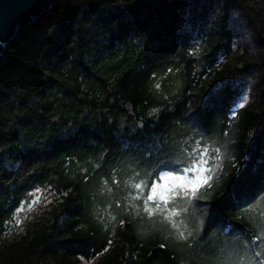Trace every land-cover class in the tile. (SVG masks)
<instances>
[{
	"label": "trees",
	"instance_id": "trees-1",
	"mask_svg": "<svg viewBox=\"0 0 264 264\" xmlns=\"http://www.w3.org/2000/svg\"><path fill=\"white\" fill-rule=\"evenodd\" d=\"M193 168L195 195L147 200ZM38 189L55 204L27 218ZM0 264H264V0H56L23 31L0 67Z\"/></svg>",
	"mask_w": 264,
	"mask_h": 264
},
{
	"label": "water",
	"instance_id": "water-1",
	"mask_svg": "<svg viewBox=\"0 0 264 264\" xmlns=\"http://www.w3.org/2000/svg\"><path fill=\"white\" fill-rule=\"evenodd\" d=\"M55 3L56 0H0V67L21 33L49 16Z\"/></svg>",
	"mask_w": 264,
	"mask_h": 264
},
{
	"label": "snow or ice",
	"instance_id": "snow-or-ice-1",
	"mask_svg": "<svg viewBox=\"0 0 264 264\" xmlns=\"http://www.w3.org/2000/svg\"><path fill=\"white\" fill-rule=\"evenodd\" d=\"M246 102V101H245ZM240 107H243V104L240 105ZM202 163H206V161L202 162ZM195 168V166H194ZM193 169H189V171H192L194 174L191 178L187 177L186 175H180V176H162L160 178L161 181H165V180H172V181H177L180 182V187L183 188L185 186L191 187L192 188V193L193 195H195L196 191H198L199 185L201 183L206 184L207 180L210 179V177L207 178H203L199 175H195V171ZM199 171L202 173L204 171L202 164L201 167L199 169ZM210 171V169H209ZM136 187L138 189L141 188V185H136ZM171 194V195H169ZM177 193L175 192V186H167L163 183L160 184H153L151 189H150V194L147 197V200L149 201H153L155 200L157 197H159V200L162 201L163 203L167 204L169 202L170 199L174 198V196ZM159 207V205H157ZM257 255H259V253H257Z\"/></svg>",
	"mask_w": 264,
	"mask_h": 264
},
{
	"label": "rangeland",
	"instance_id": "rangeland-1",
	"mask_svg": "<svg viewBox=\"0 0 264 264\" xmlns=\"http://www.w3.org/2000/svg\"><path fill=\"white\" fill-rule=\"evenodd\" d=\"M8 51H9V49H8ZM244 100H246V99H244ZM169 175L180 176L177 174L162 172L159 174L158 179L154 184L163 183L169 187L175 186V188H181L180 182L172 181V180H165V181L160 180V178L162 176H169ZM197 175H199V174H197ZM199 176H201V175H199ZM202 179H203V177H202ZM181 189L191 190L192 188L185 186ZM54 204H55L54 195L51 194L48 189H38L32 198V202L30 203V205L27 208L26 212H28V213L26 214V217L31 218L33 216V214H35V213H38V215H40L43 211H48Z\"/></svg>",
	"mask_w": 264,
	"mask_h": 264
}]
</instances>
